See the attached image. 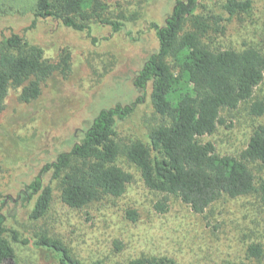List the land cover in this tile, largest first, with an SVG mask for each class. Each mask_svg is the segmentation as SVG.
<instances>
[{"label":"rangeland","instance_id":"1","mask_svg":"<svg viewBox=\"0 0 264 264\" xmlns=\"http://www.w3.org/2000/svg\"><path fill=\"white\" fill-rule=\"evenodd\" d=\"M104 1L106 17L124 23L118 33L97 21L90 22L91 35L54 19L40 20L31 28L37 0H0V30L25 32L29 42L40 46L52 63L69 56L66 73L48 79L37 101L22 103L19 91L11 89L0 115V192L6 200L2 207L8 237L17 255L16 262L6 264H58L33 245L14 241L10 238L13 231L20 240L57 238L84 264H123L140 258L167 259L174 264H264V254L257 259L248 253L251 245L264 251L260 193L224 197L204 214H195L171 196L168 210L160 213L155 205L162 196L147 188L138 168L123 153L117 165L132 180L120 198L106 197L83 209H72L60 199V183L53 182L52 205L39 221L30 219L23 196L18 200L48 163L83 139L102 109L135 103L132 114L117 124L115 141L122 150L139 141L148 144L149 133L161 124L151 104V86L140 90L134 79L158 50L152 25H164L177 0ZM226 1L201 0L197 14L212 10L224 15ZM189 23L184 32L190 30ZM220 26L221 30H210L203 38L209 48L241 51L252 47L264 56V0H252L247 12ZM256 100L264 102V80L252 102ZM250 104L222 111L224 123L203 141L213 143L222 156L239 157L254 127L264 125V115H250ZM249 166L259 186L264 182V166L257 162ZM42 177L48 183L51 173ZM131 211L137 215L135 221L127 216Z\"/></svg>","mask_w":264,"mask_h":264},{"label":"trees","instance_id":"2","mask_svg":"<svg viewBox=\"0 0 264 264\" xmlns=\"http://www.w3.org/2000/svg\"><path fill=\"white\" fill-rule=\"evenodd\" d=\"M200 4L201 0H177L164 25H152L158 50L134 79L140 90L151 86V104L162 120L149 133V143L139 141L122 150L115 141L118 122L132 114L135 103H118L102 109L83 139L42 169V174L51 173L50 181L46 183L40 174L20 193L18 200L23 196L31 220L43 219L50 210L53 182L60 183V199L72 209H83L106 197L123 196L132 176L117 165L122 153L138 168L147 188L162 196L155 205L160 213L168 210L171 196L180 199L195 214H204L224 197L260 193L264 204V182L258 186L249 166L256 162L264 166V125L254 127L249 144L239 157L222 156L213 143L203 141L224 123L221 117L224 110H236L251 103V116L264 115V102H252L264 80L263 54L252 47L215 51L202 41L210 30H221L222 21L247 12L252 0H227L222 5L226 16L212 10L197 14ZM106 10L104 0H37L31 28L40 20L54 19L66 28L89 35L93 21L120 32L124 23L107 18ZM188 21L190 30L184 32ZM68 68L69 56L58 64L52 63L40 46L29 42L25 32L13 28L0 30V115L11 89L19 91L22 103L31 104L41 97L48 79L59 72L65 74ZM5 202L0 192V264L14 263L17 257L8 237L2 207ZM127 216L132 221L137 218L133 211ZM10 238L26 246L33 245L58 264H84L57 238L20 240L17 231ZM248 253L258 259L264 251L259 245H251ZM123 264L174 262L140 258Z\"/></svg>","mask_w":264,"mask_h":264}]
</instances>
